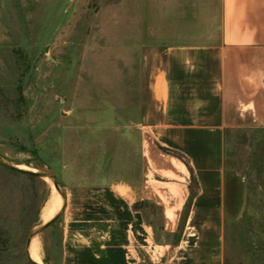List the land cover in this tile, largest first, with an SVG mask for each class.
<instances>
[{
	"label": "rangeland",
	"instance_id": "rangeland-1",
	"mask_svg": "<svg viewBox=\"0 0 264 264\" xmlns=\"http://www.w3.org/2000/svg\"><path fill=\"white\" fill-rule=\"evenodd\" d=\"M163 7V0H0V154L54 172L65 191L100 182L108 170L126 172L149 78L164 60V38L151 32L159 18L147 15ZM238 124L226 141L239 205L227 264H264V115ZM152 147L157 160L169 152ZM53 190L0 163V264H34L26 244L58 213L56 206L42 218ZM63 215L38 234L42 255L32 241L37 262L64 264Z\"/></svg>",
	"mask_w": 264,
	"mask_h": 264
},
{
	"label": "crops",
	"instance_id": "crops-1",
	"mask_svg": "<svg viewBox=\"0 0 264 264\" xmlns=\"http://www.w3.org/2000/svg\"><path fill=\"white\" fill-rule=\"evenodd\" d=\"M163 2L147 15L164 60L134 123L132 165L67 186L64 264L228 263L239 205L227 132L264 115V0ZM150 139L169 152L157 160Z\"/></svg>",
	"mask_w": 264,
	"mask_h": 264
},
{
	"label": "water",
	"instance_id": "water-1",
	"mask_svg": "<svg viewBox=\"0 0 264 264\" xmlns=\"http://www.w3.org/2000/svg\"><path fill=\"white\" fill-rule=\"evenodd\" d=\"M0 163H2L3 165L7 166L8 168H10L12 170L18 171V172L23 173V174L34 175V176H38V177H41V178H44V179L50 178L53 181L56 189L63 196L64 203H63V206L60 209V211L57 213V215L55 217H53L50 221L45 222L40 227L34 229L30 233V235L28 237V241H27V244H26V252H27L28 258L34 264H41V263L37 262L36 260H34L32 258V256L30 255V245H31L32 239L36 235H38V234L42 233L43 231H45L49 226H51L54 222H56V220L64 213V211L66 209V206H67V195H66V191L64 190L63 186L59 182L58 176L54 172L43 171V170H32V169H26V168L19 167L18 165H15V164L11 163L10 161L6 160L1 154H0ZM189 204H191V203H189ZM189 209H190V205H189V207L187 209V213H186V216H185L183 225H182V229H181L180 235L184 231V228H185V225H186V220H187V217H188Z\"/></svg>",
	"mask_w": 264,
	"mask_h": 264
},
{
	"label": "bare ground",
	"instance_id": "bare-ground-1",
	"mask_svg": "<svg viewBox=\"0 0 264 264\" xmlns=\"http://www.w3.org/2000/svg\"><path fill=\"white\" fill-rule=\"evenodd\" d=\"M19 167H22V168H26V169H32V170H39L38 168H29V167H24V166H21V165H18ZM46 180L50 181L52 186L54 187V194H53V197L52 199L47 203V205L43 208V212H42V218L44 219L45 217H47L52 211L53 209L55 208L57 202H58V196L60 195L61 198H62V205L60 207V209L62 208L63 206V203H64V199H63V196L62 194L56 189L53 181L50 179V178H46ZM60 211V210H59ZM58 211V212H59ZM41 214V213H40ZM57 215V214H56ZM34 240V244H35V247L36 249L39 251V253L42 255V251H41V241L39 239V236L36 235L32 241ZM32 244V242H31ZM45 252V251H44ZM43 257V256H42Z\"/></svg>",
	"mask_w": 264,
	"mask_h": 264
},
{
	"label": "trees",
	"instance_id": "trees-1",
	"mask_svg": "<svg viewBox=\"0 0 264 264\" xmlns=\"http://www.w3.org/2000/svg\"><path fill=\"white\" fill-rule=\"evenodd\" d=\"M31 176H34V175H31Z\"/></svg>",
	"mask_w": 264,
	"mask_h": 264
}]
</instances>
